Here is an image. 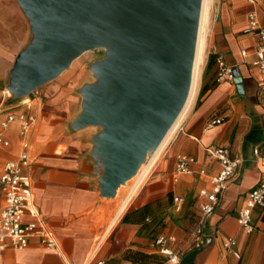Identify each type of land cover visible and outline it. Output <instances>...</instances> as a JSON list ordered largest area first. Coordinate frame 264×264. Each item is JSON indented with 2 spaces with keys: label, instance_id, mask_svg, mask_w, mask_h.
I'll use <instances>...</instances> for the list:
<instances>
[{
  "label": "crops",
  "instance_id": "obj_1",
  "mask_svg": "<svg viewBox=\"0 0 264 264\" xmlns=\"http://www.w3.org/2000/svg\"><path fill=\"white\" fill-rule=\"evenodd\" d=\"M16 6L12 2L0 5L4 8L0 12L9 13ZM249 11L255 12L264 27V0H222L219 4L203 40L190 100L145 182L114 219L118 204L104 199L98 188L91 155L94 133L65 134L62 125L54 123L48 130L57 131L56 136L35 137L41 125L40 97L32 92V96L8 102L5 63L10 56L6 52L0 56V118L8 108H18L26 100L36 113L30 137L32 191L40 216L57 239L55 249L37 237H31L24 247L8 245L0 253L2 264H165V255L153 244L160 234L174 237L169 245L181 250L180 260L192 252L191 264H264V204L252 209L251 231L237 222L246 193L264 173V106L257 88L258 70L252 64L257 37L244 31ZM217 55L234 67V78L215 79ZM47 88V95L55 93ZM215 118L221 120L210 124ZM6 136L10 144L1 150L0 162L16 157L20 148L15 130L6 131ZM211 145L227 147L239 161L215 210L196 233L201 221L198 192L209 186L210 176L220 166L209 153ZM179 152L190 155L194 162L191 172L175 179ZM174 195L184 199L179 211L173 208ZM231 235L237 240L239 257L223 247Z\"/></svg>",
  "mask_w": 264,
  "mask_h": 264
},
{
  "label": "water",
  "instance_id": "obj_2",
  "mask_svg": "<svg viewBox=\"0 0 264 264\" xmlns=\"http://www.w3.org/2000/svg\"><path fill=\"white\" fill-rule=\"evenodd\" d=\"M16 1L32 37L10 69L13 97L54 78L84 50L105 48L91 64L96 80L80 88L81 111L71 127L100 125L91 155L100 195L114 196L186 101L202 0Z\"/></svg>",
  "mask_w": 264,
  "mask_h": 264
},
{
  "label": "built area",
  "instance_id": "obj_3",
  "mask_svg": "<svg viewBox=\"0 0 264 264\" xmlns=\"http://www.w3.org/2000/svg\"><path fill=\"white\" fill-rule=\"evenodd\" d=\"M244 31H252L257 37L252 51L254 55L252 64L258 70L257 88L260 102L264 106V27L259 24L254 11L247 13V24ZM242 54L245 55L246 50L243 49ZM215 60L217 63L215 79L217 81L234 78L235 71L232 65H229L221 55H217ZM220 120V118L212 119L210 124ZM36 121V113L32 110L29 100L22 101L18 108H8L0 118V152L10 144L6 131H16L20 146L16 157L0 162V253L8 245L26 246L31 237H37L40 243L49 248H57L55 233L47 225L45 219L40 216L34 203L32 191V178L29 172L31 165L30 137ZM254 152L257 153V148H254ZM209 153L218 159L220 166L218 171L210 176L209 186L202 187L198 192V196L202 198L199 202L201 221L195 230L196 233L202 231L203 220L215 210L222 191L228 180L234 175L239 161L238 158L229 154L225 146L211 145ZM192 162H194L193 157L179 152L175 159L174 178L191 172ZM200 171L203 172V169ZM183 201L181 195H174V210H181ZM258 204H264V173L259 183L246 193L244 204L238 210L237 222L248 232L253 229L252 209ZM173 238L172 235L160 234L153 242L159 252L165 255V264H176L180 261L181 250L169 245V241ZM236 243V238L231 235L223 241V247L235 257H239L240 253L235 247ZM0 264L2 263L0 262Z\"/></svg>",
  "mask_w": 264,
  "mask_h": 264
},
{
  "label": "rangeland",
  "instance_id": "obj_4",
  "mask_svg": "<svg viewBox=\"0 0 264 264\" xmlns=\"http://www.w3.org/2000/svg\"><path fill=\"white\" fill-rule=\"evenodd\" d=\"M221 1L222 0L204 1L205 11H204L203 23L200 34L201 45H200L199 57L195 69L194 84L200 70L202 53L204 50L203 40L205 38L207 27L211 19L214 18V15H216L217 8L221 3ZM11 2L17 5L16 8L13 9L11 8V11L9 13L0 12V56L5 55V52L8 53L10 56V61L5 63L7 84L9 80L10 69L13 65L15 56L30 41L32 37V32L28 17L24 13L23 9L20 7L18 2L16 0H0V5H4ZM0 9H4V8H0ZM6 45L10 47H5ZM10 50H12V52ZM104 54H105V48L101 46L84 50L81 54L73 58L69 66L64 68L57 76L40 84L32 91L34 94L40 97V107H41L40 109L41 120H39L41 125L37 126L38 130L36 129L35 137L56 136L57 131L56 132L53 131V133H51L48 130V127H50V125L54 123L55 124L58 123L60 126L62 125L65 134H70L73 131H82L84 134L91 135L99 131L100 125L97 124H91L79 129H72L71 122L81 111V101H82V94L80 92L81 86L84 83L94 82L96 80V76L94 75L91 69V64L94 61L103 58ZM47 87H50L53 90L55 89L54 90L55 93L53 95L50 94L47 95L46 94L48 89ZM7 94L9 93L6 91V95ZM10 96L11 97L8 99V102L11 103L17 102L18 100H20V98L23 99L26 97V95L20 97H13L11 94ZM179 120L177 121V123L179 122ZM176 126L177 124L173 128L167 141L163 144V146H161V150L159 151L156 159L154 160L150 168H148V170L145 172V169L151 159L149 160L147 165L141 170L140 175L135 181V183L133 180L130 181L127 185L122 186L118 194L114 197L113 196L107 198L104 197V199H107V201H114L118 204L113 219L120 213L118 212V210L120 209L123 201L128 197V195H130V198L133 197L134 194L139 190V188L145 182L156 160L158 159V157L161 156ZM134 186L136 187L132 191V188ZM109 220H111V217Z\"/></svg>",
  "mask_w": 264,
  "mask_h": 264
},
{
  "label": "bare ground",
  "instance_id": "obj_5",
  "mask_svg": "<svg viewBox=\"0 0 264 264\" xmlns=\"http://www.w3.org/2000/svg\"><path fill=\"white\" fill-rule=\"evenodd\" d=\"M204 1H201V9H200V16H199V25H198V32H197V40H196V46H195V54H194V59H193V66H192V74H191V83H190V88H189V92L186 98V101L181 109V111L179 112V114L177 115V117L175 118V120L173 121V123L171 124V126L169 127V129L167 130V132L165 133L164 137L162 138L161 142L159 143V145L155 148V150L152 152V154H147L145 160L139 165L138 170L136 171L135 174H133L129 179H127L124 183L120 184L119 187L117 188L116 194L114 196H116L120 190V188L122 186L127 185L130 181L137 180V178L140 175L141 170L147 165V163L149 162V164L147 165L145 172L148 170V168H150V166L152 165V163L154 162V160L156 159L159 151L161 150V146H163V144L167 141L169 135L171 134L173 128L175 127V125L177 124V121L180 119L184 109L186 108L191 94L193 92V88H194V76H195V69H196V65H197V61H198V57H199V51H200V45H201V40H200V34H201V28H202V23H203V17H204V11H205V5H204ZM7 92L9 93V91L7 90ZM195 92V91H194ZM193 96V95H192ZM191 102V101H190ZM159 147V148H158ZM158 148V150H157ZM157 150V151H156ZM156 151V153H155ZM155 153V154H154ZM154 154V155H153ZM152 157V158H151ZM133 183V184H134ZM136 186H134L132 188V191L135 189ZM113 196V197H114ZM105 197V196H104ZM107 198V197H106ZM130 198V195H128V197L123 201L122 206L120 207V209L118 210V212H121L126 205L128 204V199ZM130 200V199H129Z\"/></svg>",
  "mask_w": 264,
  "mask_h": 264
},
{
  "label": "trees",
  "instance_id": "obj_6",
  "mask_svg": "<svg viewBox=\"0 0 264 264\" xmlns=\"http://www.w3.org/2000/svg\"><path fill=\"white\" fill-rule=\"evenodd\" d=\"M235 71V69H234ZM191 256H192V252L189 253L185 258L184 256L181 258V260L176 263V264H191L190 261H191ZM183 259V260H182Z\"/></svg>",
  "mask_w": 264,
  "mask_h": 264
}]
</instances>
